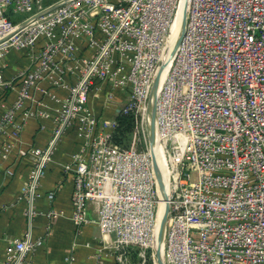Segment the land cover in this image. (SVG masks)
Wrapping results in <instances>:
<instances>
[{"label": "built area", "instance_id": "built-area-1", "mask_svg": "<svg viewBox=\"0 0 264 264\" xmlns=\"http://www.w3.org/2000/svg\"><path fill=\"white\" fill-rule=\"evenodd\" d=\"M179 2L0 0V158L8 176L17 162L26 170L14 200L28 220L37 214L41 178L71 131L74 150L56 165L70 178L74 238L98 230L82 239L93 248L87 261L71 249L65 264H104L106 255L126 264L129 248L142 263L155 253L159 193L145 112ZM182 11L152 99L169 183L161 261L264 264V0H182ZM118 115L133 119L127 146L114 141ZM30 118L46 130L40 145L23 143ZM59 212L46 211V228ZM42 237L10 238L0 264H32Z\"/></svg>", "mask_w": 264, "mask_h": 264}, {"label": "crops", "instance_id": "crops-1", "mask_svg": "<svg viewBox=\"0 0 264 264\" xmlns=\"http://www.w3.org/2000/svg\"><path fill=\"white\" fill-rule=\"evenodd\" d=\"M16 65L14 61H11L9 66L5 68V75L8 76L7 72L15 68ZM96 107L97 102H95ZM45 136L46 130L38 129L35 119L30 118L26 121L22 129L23 143L31 142L40 145ZM73 142L71 131L59 142L54 153V159L47 164L41 178V193L35 201L38 212L30 220L23 214L25 204L22 201L15 202L14 200L20 186L24 183L25 165L23 162H17L16 166L13 167V174L8 176L2 169L7 160L0 158V259L7 241L12 237L20 236L27 230L32 236L43 235L41 245L32 256V264H65L63 254L71 249L74 250L78 260L87 261L85 256L93 248L83 246L82 239L84 236L96 239L98 230L95 225L91 224L83 228L81 236L74 238L73 224L69 218L70 178L67 175L62 176L56 165V160L67 159L69 151L74 150L75 143ZM51 188L54 190V195L49 200L45 193ZM49 208L60 210V212L49 219V226L46 228V211ZM73 241L76 242L74 247L71 246ZM104 264H115V260L111 255H106Z\"/></svg>", "mask_w": 264, "mask_h": 264}, {"label": "bare ground", "instance_id": "bare-ground-1", "mask_svg": "<svg viewBox=\"0 0 264 264\" xmlns=\"http://www.w3.org/2000/svg\"><path fill=\"white\" fill-rule=\"evenodd\" d=\"M182 0L179 2L178 10L175 15L174 21L171 25L170 33L167 38V45L165 47L164 53H163V58H162V63L158 67L157 71V80L155 83V87L153 88L148 107L146 108L145 112V127L148 130V136L150 139V149L153 150V153L155 155V163L157 165V170L159 171V183H158V193L159 197L157 200V214H156V230H155V240H154V247L156 248L158 252V261L159 264L161 261V238H162V232H163V214H164V209H165V202L169 190V183L167 180V171L165 169V163L164 159L162 156V145L163 143L159 140V138H156L155 134V120L153 116V110H152V99L154 97V94L157 90V87L159 86L165 68L167 66V63L169 62V59L173 53V49L175 46V41L178 37V34L180 32V27L182 24Z\"/></svg>", "mask_w": 264, "mask_h": 264}, {"label": "rangeland", "instance_id": "rangeland-1", "mask_svg": "<svg viewBox=\"0 0 264 264\" xmlns=\"http://www.w3.org/2000/svg\"><path fill=\"white\" fill-rule=\"evenodd\" d=\"M20 16L13 17L12 19L15 20ZM117 120V127L115 130V137L114 141L115 143L121 145V146H127L130 143L131 139V130H132V124L133 119L130 116H116ZM137 139L134 143L135 147L142 148L144 147L145 143V132H144V126L140 124L137 126ZM126 264H159V261L157 259V255L154 253L153 255H150L149 252L144 257V261L140 263L139 261V255L136 248H129L126 253Z\"/></svg>", "mask_w": 264, "mask_h": 264}, {"label": "water", "instance_id": "water-1", "mask_svg": "<svg viewBox=\"0 0 264 264\" xmlns=\"http://www.w3.org/2000/svg\"><path fill=\"white\" fill-rule=\"evenodd\" d=\"M181 15H182V24H181V28H182V26H183V16H184V11H182L181 12ZM182 30V29H181ZM156 80H157V74H156V77L154 78V81H153V88L155 87V83H156ZM152 110H153V108H152ZM148 141H149V144H150V139H149V136H148ZM152 162H153V169H154V171H155V173H156V177H157V181H158V183H159V173H158V170H157V165H156V163H155V160H154V157H152ZM166 209H167V206H166V204H165V209H164V214H163V223H164V219H165V215H166ZM155 254L157 255V259H158V252H157V250H156V248H155ZM160 264H162V262H160Z\"/></svg>", "mask_w": 264, "mask_h": 264}, {"label": "trees", "instance_id": "trees-1", "mask_svg": "<svg viewBox=\"0 0 264 264\" xmlns=\"http://www.w3.org/2000/svg\"><path fill=\"white\" fill-rule=\"evenodd\" d=\"M118 116H123V115H118ZM115 137V136H114Z\"/></svg>", "mask_w": 264, "mask_h": 264}]
</instances>
